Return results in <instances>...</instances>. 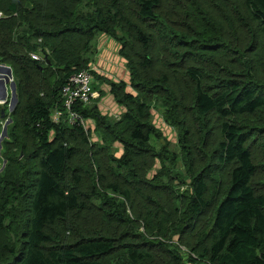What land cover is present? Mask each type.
<instances>
[{
    "label": "trees",
    "instance_id": "obj_1",
    "mask_svg": "<svg viewBox=\"0 0 264 264\" xmlns=\"http://www.w3.org/2000/svg\"><path fill=\"white\" fill-rule=\"evenodd\" d=\"M136 1L138 15L143 21L166 25L159 11L163 0ZM28 2L36 5L34 8L40 15L36 19H28ZM44 2L0 0V11L4 13L0 22L7 29V35L0 39V63L12 68L18 99L10 111V101L4 106L6 117L11 121L7 125L10 135L6 133L1 142V147L4 143L8 151L1 152L10 160L8 155L16 138H20L25 153L23 157L32 163L26 173L23 167L15 166L22 181H16V187L13 186L7 196L4 195L14 182L7 166L0 172V193L4 198L0 202V227L12 216L14 200L20 203L23 219L21 228L13 231L18 234L21 247H11L9 256L5 257L0 250V264H112L110 258L118 251L125 255L121 264H185L187 254L188 261L194 264H264V181L256 178L258 171L264 168V159L257 161L251 140L254 142L260 134L259 142L264 144V127L251 122L253 116L264 112V81L258 79L252 63L241 73L229 67L234 52L238 50L235 31L239 32L240 27L248 26V30L257 31L264 39V0H237L234 16L243 18L242 24L230 16L226 22L228 26L225 23L217 25L215 15L211 14L206 17L202 30L197 32L201 39L171 32V36L179 37L181 43L176 46L164 44L162 49L156 47L160 40L156 41V37L141 24L128 26L130 19L123 18L126 19L121 27L124 35L118 36L115 34L118 21L111 22V18H105L101 12L99 16L95 14L83 19L76 13V7H64L62 17H59L51 9L46 11ZM191 8L189 14L199 13V8L194 11ZM74 12L76 18L71 21L69 15ZM21 15L24 20L18 21ZM49 17L57 18L65 27L52 30ZM22 21L30 24L36 33L25 40L23 35L20 41L13 38V33ZM47 21L49 25L43 26ZM97 31L108 32L119 40L120 54L131 72L130 82L134 90H126L128 85L124 80L110 81L113 94L125 109L121 118L114 122L100 110L97 101L100 94L88 104L77 102L73 106L85 119L95 121V135L100 142L91 140L90 133L80 121H69L62 94L72 74L83 68L92 69L88 54L92 51V40ZM226 32L233 37L228 40L226 36L230 35H225ZM18 44L24 51L14 56L10 49ZM152 51L157 53L155 60ZM38 52L45 56L43 60L32 58L31 53ZM216 52H224L226 65L217 58ZM227 54L232 57L227 58ZM199 58L200 61H195ZM47 60L51 63L48 64ZM233 62L237 60L233 58ZM171 67L177 68L173 70L177 76L175 81L182 85L167 87L159 84L158 81L168 82ZM29 68L38 77L35 89L26 85L25 73ZM52 72L55 73L54 81L49 77ZM92 74L104 81L109 80L96 70L92 69ZM149 83L152 85L147 86ZM183 83L192 87L190 102L185 100L184 90L179 91L181 87L186 89ZM93 90L103 94L101 88L93 87ZM156 98L163 102L162 113H172L179 123L182 122L184 147L193 142L183 135L187 132L185 123L188 119L202 124L205 132L214 133L217 127L219 129V138L211 148L216 161L198 170L194 176L189 173L192 181L188 193L179 201L183 214L180 222L184 223L182 231L190 227L188 231L193 230L196 221L213 214L206 240L199 237L187 242L190 250L198 256L192 252L184 254L176 249L175 244H169L168 209L161 207L158 199L149 193L147 173L157 158L164 160L168 156L163 151L160 153L152 142L159 132L150 119ZM56 109L63 113L59 123L52 118ZM117 142L123 145L122 156L112 152ZM215 162L228 168V179L222 189L218 185L212 190L206 174ZM186 163L191 171L195 163L188 159ZM167 182L168 178L166 183H161L166 189L169 188ZM111 193L121 194L133 208L138 195L151 201L150 204L156 202L157 208L148 206L147 212L140 208L135 217L150 219V224L161 229L164 237L136 241L137 235L128 229L132 215L119 207L124 201L113 202ZM94 199L99 200V205ZM91 204L102 208L105 222L111 229H107L108 225L80 227L71 219L73 213L85 210ZM168 207L179 211L173 205Z\"/></svg>",
    "mask_w": 264,
    "mask_h": 264
},
{
    "label": "rangeland",
    "instance_id": "obj_2",
    "mask_svg": "<svg viewBox=\"0 0 264 264\" xmlns=\"http://www.w3.org/2000/svg\"><path fill=\"white\" fill-rule=\"evenodd\" d=\"M38 1L44 2L45 0ZM42 5L40 7L41 9L43 7ZM45 5H47V7L45 6L46 11H48V9H51L59 17H62L61 14L64 7H70L72 9L76 7L74 8L76 13L80 14L81 16L79 17L83 19H87L90 17V15L95 14L99 16V13L101 12L105 18L110 17L111 22L113 20H115V22L118 21V24L115 25V34H117L118 36L124 35V32L122 30V22H124V20L126 19H130V21L128 22V26L131 24L134 25L135 23H139L156 37V41L158 39L160 40V47L158 45V42L155 41L157 49H160L162 47L161 45L164 44L168 45L172 43L173 46H176L181 43L179 37H177L176 35L171 36V32H175V34H188L190 39H192L193 37L201 39V36L197 34V32L202 30L203 26L206 23V17L211 14L215 15L214 18L217 20V25L225 23L226 26H228L226 22H228L230 16H232L233 19H236L235 21L238 24L244 23L243 18L234 16L236 13L235 8L238 5L237 0H163L159 11L162 14L161 19L166 22V25H152L148 21H143L138 15L139 5L136 0H52L49 3H45ZM190 6L192 7L191 11L199 8V13L197 15L193 14V12L189 14L188 9ZM27 7L28 9L26 14L28 15L29 20L36 19L38 16H40L36 11L37 9L34 8L36 7L34 2H28ZM72 9H70V11ZM99 9L100 11H98ZM108 10H110V12H108ZM76 13L69 15L71 21H74V19L76 18ZM21 20H24V16L22 15L20 16V20L18 19V21ZM49 20H52L50 24V26H53V28H51L52 30H59L65 27L63 24L58 23L57 18L49 17L48 21ZM48 21L42 25H49ZM4 25L5 24H2L0 22V39L7 35V29ZM248 28V26H246L245 28L240 27L239 32L235 31V34L237 33L235 45L236 47H238V50L234 52L233 58L237 60V62H233L232 58V60H230L231 64L229 67L233 71L241 73L242 71H246V68L252 63L257 70L258 79L260 81H264V39L257 31H255L254 33V31H250L248 30ZM16 29L17 31L13 33V38L15 37L20 41L23 35V40H25L27 39V37H32L36 33L35 29L30 27V24L23 21L21 22V25H19ZM168 31L169 33L166 34V32ZM61 33L65 34V32L63 31ZM225 35H230L226 36L228 40L233 37V34L231 33L228 34L226 32ZM115 38L116 37L114 35H109L108 32L97 31L92 40V51H90L91 53L88 54L89 59L92 61V63H90L92 69L98 71L105 78L109 79L108 81H104L102 78L95 76L91 85L98 89L103 88V94H101L102 92L100 93V97L97 99V101L98 103H100L99 106L102 113L112 122L116 121L117 119L119 120L125 109L118 101V98H116V96L113 94V85L110 84V81L114 80L115 82H120L121 80H124L128 85L127 88L125 85L126 90L134 91L131 88L130 82L131 72L126 66L124 57H122L120 54V42ZM110 41H112L111 44ZM134 48L138 50L135 46ZM10 50H12V55L14 56L23 53L24 51L21 44L11 47ZM216 53L217 58L223 63V65H226L227 63L224 61V52ZM230 54L226 55L227 58L232 57ZM154 55L155 60V57H157V53H154ZM24 58L26 59V57ZM195 61H200V58ZM21 63L24 64L23 61H21ZM0 65V83L2 84L4 82H7V76L9 77L10 73L7 72V66L5 64L0 63ZM170 69L171 70H169L168 82L163 83L158 81L159 84H165L167 87H174L176 84L179 86L182 85L175 81L177 76L175 77V73L173 70L176 71L177 68L171 67ZM124 71L125 75L123 76L122 73H124ZM171 71L173 72V75ZM25 77L27 78L26 85L28 86V88L32 86L33 89H35V87L37 86L35 82L38 80V77L30 68L28 71H26ZM49 77L51 81H54L55 73H50ZM183 84L187 86L186 89L184 87H181L179 88V91L181 92L182 90H184L183 92L185 93V100L190 102L193 96L192 87L189 83ZM149 85L152 84L149 83L147 86ZM179 91L176 89V92L179 93ZM31 92L32 89L30 88V93ZM165 93L166 91L164 90V94ZM2 94L3 93H1L0 88V100L3 98L2 96L5 95ZM12 99V97L9 99L10 103L8 101L4 105L0 104V107L2 108L7 103H9V111L12 110L15 106ZM162 103V100L158 98L154 99L152 103L153 107L151 108L150 119L152 120L153 124L156 125V128L159 131L156 136L152 138V142L157 146L160 153H162L163 151L165 152V154L167 153L168 156L164 160H162L161 158H157L155 160L153 167L147 173V179L150 181V183H148V187L150 188L149 193H152L154 198L158 199V201L161 203V207H167L168 209V235L170 238L167 239H170L169 244H175L177 250H182L184 254H187V252H192L187 242H193L196 238L199 237L206 240V234L210 230L213 222V214H208L206 218L202 219L200 222L196 221L193 224L195 227V230L193 229L194 231H188L191 227L186 228L182 231L184 223L182 224L180 222V218L183 221V214L180 208L179 201L181 198H185L184 194L188 193V189L192 181V176L189 173L192 172V175L194 176L198 170L207 168L209 166V163L216 161L215 158H213V155H211V148L215 147L216 139L219 138V129L217 127L213 131L214 133L205 132L202 124H197L196 121L188 119L185 123L187 132L183 135H186L187 138H190L194 143L191 142L185 144L186 146L184 147V143L182 144V130L180 126L182 125V122L179 123L178 118H175V115L172 113H162ZM1 113L2 112H0V172L7 166V170H10L9 177L13 179L14 182L13 185H9L8 192H6V194L4 195L7 196L9 192L11 193L10 189L13 188V186L16 187V181H22V178H20L18 175V167L15 166L18 165L19 167H23L24 172L26 173L31 169L32 163L29 164L30 161H28L26 157H23L25 156V153L21 144L22 140L20 138H16L15 145H13L12 150L8 155L11 157L10 160H8V158L2 154L1 150L4 153L8 151V148L4 143L1 147V142L3 139L1 138L3 136V129H5V127L7 128L8 122H10L11 120L6 116L4 119H1ZM251 122L254 124H258L260 128L264 127V112L260 113L259 115L253 116ZM85 128L87 132L90 133L91 140L98 142L99 139L95 135V121L91 118L87 119L85 121ZM7 134L10 135L9 131L7 132ZM6 135L4 137H6ZM256 137L257 138L254 142L253 139L251 140L252 150L256 155L258 161L264 159V144H262V142H259L261 138L260 134H258ZM14 148H16L15 151ZM122 148L123 145L120 144V142H117L115 144V147L112 149L113 154L122 156ZM187 159L192 160L193 163H195L193 164L191 171L188 170L186 163ZM9 163L13 166H8ZM215 163L216 164L212 166L206 174L207 181L210 184L212 190H216L218 185H220V189H222L228 179V168L221 164H217V162ZM161 176L164 177L159 180ZM167 178V184H169V188L166 189L165 186L161 185V183H166ZM256 178L259 181H264V168L258 171ZM155 184L157 186H155ZM213 186L216 187V189H214ZM170 190L172 191V193H170ZM0 192H2L1 186ZM110 197L112 198L113 202L116 201L120 203L121 201H124L123 204H121L119 207L124 208L125 211L132 215V222L128 226V229L132 231L134 235H137L138 238L136 241H142V239L159 240L164 237L160 233L161 229L157 228V226L153 223L150 224V219L146 220L139 217V215L138 217H135V212H137L138 214L140 208H143L144 212H147L148 206L157 208L156 202H154V204H150L152 203L151 201H145L142 196L138 195L135 203L136 207L133 208L132 206L128 205L125 198L121 194L117 196L111 193ZM3 200L4 198L0 193V202ZM94 203L99 205V200L94 199ZM12 205V216H9V218L5 220L4 226L0 227V250L2 251L1 255H3L4 257L7 255L9 256L10 250L12 249L11 247H21V242L19 241L18 234L16 232H13L15 231V229H20L23 222L22 213L20 211V203L18 200H14ZM169 205L178 207L179 211H173L174 207H168ZM0 209H2L1 205ZM6 213L7 211L4 212V214ZM72 215L73 216H70L71 219L76 220L80 227H82L83 225H87L88 227L95 225H108L107 229H111L108 222H105L106 216L104 215L102 208L100 209V207H96L95 204H91V206L87 209L73 213ZM122 229L125 230V227H122ZM182 235H185V238L182 237ZM192 253L195 256L199 255L195 252ZM124 259L125 255H123L122 252L118 251L110 258V261L112 264H121Z\"/></svg>",
    "mask_w": 264,
    "mask_h": 264
},
{
    "label": "built area",
    "instance_id": "obj_3",
    "mask_svg": "<svg viewBox=\"0 0 264 264\" xmlns=\"http://www.w3.org/2000/svg\"><path fill=\"white\" fill-rule=\"evenodd\" d=\"M4 16V13L0 12V17ZM32 58L36 60H43L45 58L41 52L31 53ZM13 78V79H12ZM93 74L91 68H83L79 72L72 74L68 80V83L63 87L62 94L65 99V108L68 112L67 118L71 123L81 122L85 126V119L82 114L73 108V106L79 102L83 104H88L92 101V98L99 96L97 91L93 90L91 83L93 82ZM14 75L9 76V82L7 83L8 88H6V95L0 100L1 104H5L9 101L12 95L10 89V81H14ZM1 109V107H0ZM52 118L55 122H59L63 118V113L59 110H55L52 113Z\"/></svg>",
    "mask_w": 264,
    "mask_h": 264
},
{
    "label": "water",
    "instance_id": "obj_4",
    "mask_svg": "<svg viewBox=\"0 0 264 264\" xmlns=\"http://www.w3.org/2000/svg\"><path fill=\"white\" fill-rule=\"evenodd\" d=\"M47 63L50 64L51 61L50 60H47ZM6 69H7V72H9L10 75H12V68L10 66L9 67L7 66ZM6 80H7V83H8L9 82V77L8 76H7V79ZM10 88H11V91H12V95H11V97L13 98L12 101L14 102L13 104L15 105L18 99H17V96H16L17 86H16V83L14 81L11 82ZM1 112H2L1 113V119H4L5 116H6V108L5 107H2L1 108ZM6 133H7V128L5 127V129H3V133H2L3 136L1 138H4V136L6 135ZM188 258H189V255L187 254L186 255V258H185V264H194V263L188 262L187 261Z\"/></svg>",
    "mask_w": 264,
    "mask_h": 264
},
{
    "label": "crops",
    "instance_id": "obj_5",
    "mask_svg": "<svg viewBox=\"0 0 264 264\" xmlns=\"http://www.w3.org/2000/svg\"><path fill=\"white\" fill-rule=\"evenodd\" d=\"M111 42L112 41H110V44H111ZM118 64V63H117ZM1 66V65H0ZM122 75L124 76L125 75V71H124V73H122ZM7 82H4V83H0V88H1V93H3L2 95H6V92H5V89L6 88H8V86H7V84H6ZM103 89V88H102ZM97 94H100V92L99 91H97ZM5 95L4 96H2L3 98L5 97ZM1 104V103H0ZM100 104V103H99ZM0 112H1V109H0Z\"/></svg>",
    "mask_w": 264,
    "mask_h": 264
},
{
    "label": "bare ground",
    "instance_id": "obj_6",
    "mask_svg": "<svg viewBox=\"0 0 264 264\" xmlns=\"http://www.w3.org/2000/svg\"><path fill=\"white\" fill-rule=\"evenodd\" d=\"M7 76V75H6ZM7 84V83H6Z\"/></svg>",
    "mask_w": 264,
    "mask_h": 264
},
{
    "label": "clouds",
    "instance_id": "obj_7",
    "mask_svg": "<svg viewBox=\"0 0 264 264\" xmlns=\"http://www.w3.org/2000/svg\"><path fill=\"white\" fill-rule=\"evenodd\" d=\"M11 89V88H10Z\"/></svg>",
    "mask_w": 264,
    "mask_h": 264
}]
</instances>
